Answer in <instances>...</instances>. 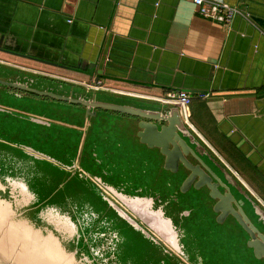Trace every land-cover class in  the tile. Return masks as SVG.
<instances>
[{
	"label": "crops",
	"instance_id": "crops-1",
	"mask_svg": "<svg viewBox=\"0 0 264 264\" xmlns=\"http://www.w3.org/2000/svg\"><path fill=\"white\" fill-rule=\"evenodd\" d=\"M213 1L250 18L209 21L192 0H0V55L145 109L187 91L193 133L264 208V0Z\"/></svg>",
	"mask_w": 264,
	"mask_h": 264
},
{
	"label": "rangeland",
	"instance_id": "rangeland-1",
	"mask_svg": "<svg viewBox=\"0 0 264 264\" xmlns=\"http://www.w3.org/2000/svg\"><path fill=\"white\" fill-rule=\"evenodd\" d=\"M21 68L24 70L20 65L0 60V79L7 80L21 74L34 79L33 86L37 89L53 88L60 95L86 91L84 87L71 83L59 85L60 81H54L59 79L49 78L34 69ZM6 92L0 86V109L11 107L19 111L23 119L17 118L18 121L9 123L4 119L7 114L0 112V136H5L3 138L8 139L12 147L4 149L8 155L4 157L2 153L1 158L6 160L5 169L13 172L18 169L14 174L0 176V197L14 206L11 207L17 212L12 218L14 222H24L39 234L37 245L49 235L61 242L66 255H60L61 259L54 260V263L264 264L262 260L254 259L240 226L242 230L233 221L221 223L215 218L213 201L208 198L207 189L181 191L186 173L182 170L178 173L166 171L159 151L141 144L136 118L104 111L88 118L90 121L85 124L82 116H76L77 109L67 103L55 100L49 103L35 95L10 99ZM95 94L97 99L107 102L129 104L140 109L152 107V104L148 106L143 101L111 92ZM32 116L50 123L39 124ZM82 125L86 130L83 134L75 128ZM205 144L218 159L215 154L219 156V153L214 147ZM22 159L26 160L23 163L26 173L17 168ZM21 184L26 186L27 193L22 191ZM109 186L115 188H111L112 192L117 189L119 194L125 189L124 197L135 199L128 194H138L135 191L141 190L138 192L144 196L156 197L157 193L166 201L154 204L160 200L156 198L149 211L169 212L167 215L174 221L172 229L177 234L179 250L165 237L141 224L139 219L141 227L154 240L133 230L114 214L104 199L112 200ZM116 191L112 197L118 200ZM163 192H166L165 197ZM118 201L125 213L134 215L120 199ZM3 207L0 205V209ZM37 217L42 221L36 220ZM58 221L62 222L59 227L56 225ZM96 228L101 231L95 233L93 242L88 239L90 253L86 249H77V241L83 232ZM17 247L21 248V245L17 244ZM0 253L4 258L7 256Z\"/></svg>",
	"mask_w": 264,
	"mask_h": 264
},
{
	"label": "water",
	"instance_id": "water-1",
	"mask_svg": "<svg viewBox=\"0 0 264 264\" xmlns=\"http://www.w3.org/2000/svg\"><path fill=\"white\" fill-rule=\"evenodd\" d=\"M92 68L94 67L91 66L89 69ZM0 86L11 89H18L20 91L31 93L42 98H49L51 100L59 101L61 103L81 106L86 109V119L90 117H95L97 111H111L114 113H119L122 115L136 118L138 120V131H137L138 138L140 139L141 144L147 146L149 149L159 150L160 155H162L165 158L163 160L164 169L171 173H178L179 167L181 165L190 173L188 176L186 175L185 178L183 179L182 181L183 183H181L182 184L181 191L182 192L189 191L191 190L192 187L195 190H200L206 187L210 191L209 193L210 198L214 201L215 200L217 201L213 209H214V213L218 214V221L222 223L227 217L232 216L237 221V223L242 227V229L249 235L250 239L248 241V247L253 249L255 258L258 260L261 259L264 260V234H262L258 230V228L251 222L249 217L244 212L243 210L244 202L243 201L238 202L234 198V196L231 193V187L237 189V191L243 197L251 201L252 207H254L255 213L258 217V221L262 226H264V208H262L250 196V194L241 185V183H239V181H237L235 177L224 166L221 165L219 160L213 156V154L207 149V147L198 140L197 136L192 131L193 128L191 127V125H188L186 122H184L180 110L177 106L163 103L166 106L158 110L145 109V108L140 109L129 104H118V103H112L97 99L96 94L94 92H97L99 90H91V91L86 90L83 93L84 95H81L79 97H73L71 95L70 96L60 95L51 90H40L28 86L27 84L23 85L17 82L13 83L2 79H0ZM32 117L36 119L34 121L39 124L50 123V121L47 120L44 121L42 118L38 119L39 117H34V116ZM0 143L4 144L8 148H12L10 144H6L3 142ZM2 149L3 150L0 151V159L7 157L8 155L5 154L7 152L4 151V148ZM2 153L4 157L1 158ZM31 153L32 151L30 152V155ZM202 155H206L208 157L210 166H212L215 170L218 169L219 171L222 172L223 179H221L216 174V172L201 159ZM190 156L193 159H195L198 163L193 164L188 159ZM23 163H26V160L22 159L20 162H18L17 168H19V171H22V173H26L27 171L26 169L23 168ZM6 166H7L6 160L2 159V162H0V176L3 175L4 173L9 175V174H14L18 171V169L14 172L13 170L5 169ZM111 188L114 187L109 186L108 190L110 191ZM220 188H223L226 192L222 193L220 191ZM137 191H141V190H137ZM0 199L7 201L3 199L2 196L0 197ZM104 199L107 201L109 206L113 208V209L111 208L112 212H114V214H116L119 218L121 217V219L124 220V222L129 227H131L133 230L140 231L139 233L142 235H148L149 237H151L152 240H154V238H152V235L141 227V224L143 223L146 226H148L150 229L156 231L154 226L152 225L153 222L152 219L146 220L144 216L141 215L138 211L131 209L129 205L126 206L128 207L127 209H129L134 214L133 216L141 221L140 224L137 220L129 216L127 213L123 212V210L114 201L108 198H104ZM140 199L142 200L144 198H140ZM147 200H150L153 205L154 199H147ZM120 201L122 202L121 199ZM11 206L13 209L14 206L12 204ZM35 208H37V206ZM40 212L38 214H40ZM15 214H17V212L13 210L12 218L14 217ZM161 214L162 216L164 215L162 211ZM36 220L42 221L39 217H37ZM168 221L170 222L173 228L172 221L170 219ZM105 228L106 231L109 230L107 226ZM99 231L101 230L97 228L94 229V231L93 230L90 231L85 230V232L82 231L83 236H81L77 241V249H80V251L86 249L90 253L88 246L90 242L88 241V239L90 238V240L93 242L95 233L99 234ZM50 234H53V232ZM158 234L160 235V233ZM7 263L14 264L13 261H11L6 257L4 258L0 253V264H7Z\"/></svg>",
	"mask_w": 264,
	"mask_h": 264
},
{
	"label": "bare ground",
	"instance_id": "bare-ground-1",
	"mask_svg": "<svg viewBox=\"0 0 264 264\" xmlns=\"http://www.w3.org/2000/svg\"><path fill=\"white\" fill-rule=\"evenodd\" d=\"M21 187L22 191L27 193L26 186L21 184ZM117 197L122 200L125 206L129 205L131 209L143 215L146 220L152 219L155 230L165 237V240L176 250H179L177 236L170 222L163 219L161 212L149 211L152 210L150 200L131 199L120 194ZM2 204L5 207L0 209V251L7 255L6 258L12 260L14 264H56L54 260H60L61 256L66 255L62 250L61 242L54 235L47 236V239L42 240L41 245H37L36 241L40 240L39 234L31 227L26 226L24 222H13L12 206L9 202L0 199V205ZM61 224V221L56 223L58 227ZM36 233L38 234L37 238ZM17 244L21 245V248H18ZM5 251H8V254Z\"/></svg>",
	"mask_w": 264,
	"mask_h": 264
},
{
	"label": "flooded vegetation",
	"instance_id": "flooded-vegetation-1",
	"mask_svg": "<svg viewBox=\"0 0 264 264\" xmlns=\"http://www.w3.org/2000/svg\"><path fill=\"white\" fill-rule=\"evenodd\" d=\"M7 81H10V82H13V83H19V84H27L28 86H31V87H34V88H36L35 86H33L34 84H35V80L34 79H32V78H29V77H27V76H21V74H16V75H13L11 78H9V79H7ZM54 81H60V82H58V84L59 85H61V84H64L65 83V81H63V80H54ZM5 90L7 91L6 92V94L8 95V96H11V97H13V99H15V98H18V99H24L26 96H30V95H34V94H31V93H27V92H24V91H20V90H18V89H11V88H5ZM40 90H51V91H54L55 93H58V91H56L55 89H53V88H45V89H40ZM58 94H60V93H58ZM62 95H67V96H73V97H79V96H81V95H84V94H79V93H76V92H73V93H71V92H69V93H67V94H62ZM36 96V95H35ZM10 99H12V98H10ZM46 100H48V102L50 103V101H51V99H49V98H45ZM53 101V100H52ZM70 106H72V107H74V108H77V109H79V114H81V116L83 117V118H85L86 117V109L85 108H83V107H81V106H78V105H72V104H69ZM2 109V108H1ZM4 109V110H3ZM2 110H0V112H5L8 116H13L14 118L13 119H17V118H22L23 117V115L19 112V111H16V110H13V108H3ZM5 113H3V114H5ZM18 113H20V114H18ZM23 119V118H22ZM18 120V119H17ZM78 127H80V126H77V127H75V128H77L79 131H80V129L78 128ZM3 137H5V136H3ZM2 136H0V142H3V143H6V144H9V141H8V139H6V138H3ZM193 148V147H192ZM159 151V150H158ZM162 156V155H161ZM163 157V156H162ZM165 158L163 157V160H164ZM193 164H197L198 162L195 160V159H193L191 156L188 158ZM201 159L207 164V165H209V159H208V157L206 156V155H202L201 156ZM210 166V165H209ZM215 172H216V174L221 178V179H223V175H222V172L221 171H219L218 169H214L212 166H210ZM183 171L184 173H186V175L188 176L190 173L183 167V166H181L180 165V167H179V172L180 171ZM191 189H193V187L191 188ZM205 189H207L206 187H205ZM110 191H112V190H110ZM109 191V192H110ZM115 190H113V192H114ZM207 196H208V198L211 200V201H213V204H212V211L214 212V205L216 204V200L214 201V200H212L211 198H210V195H209V193H210V191L207 189ZM220 191L222 192V193H225L226 191L223 189V188H220ZM117 192V191H116ZM123 192H126L125 191V189L124 190H122V192H121V194L120 195H122L123 196ZM118 194H119V191L117 192ZM135 193H138V194H128V196H130V197H134V198H137V199H140V198H143V197H148V199H150V197H152L151 199H154V202L156 201V198H159L160 200H157V202H155L154 204H156V203H166V201H163V200H161V198H160V196H157L156 195V197H153V196H144L142 193H139L138 191H135ZM231 193H232V195L234 196V198L239 202V201H243L244 202V206H243V210H244V212L246 213V215L249 217V219L251 220V222L258 228V230L262 233V234H264V226H262L261 224H260V222L258 221V217H257V215H256V213H255V209H254V207H252V203H251V201H249V200H247L245 197H243L238 191H237V189H235L234 187H231ZM112 192H110V194H109V196L112 198V200H114L115 201V203L116 204H120L119 203V198L117 197V199L118 200H116L115 198H113L112 197ZM132 199V198H131ZM173 202V201H172ZM158 206H161V205H158ZM163 206V208H164V205H162ZM236 208V207H235ZM157 209H159V208H157ZM154 211V210H153ZM160 211V209L159 210H157V211H155V212H159ZM165 211V214H164V216H166V218H168L167 220H171V217L169 216V215H167V213H169L168 211H166V210H164ZM164 213V212H163ZM129 216H131L132 218H134L135 220H137L131 213H129ZM121 218V217H120ZM215 218H217V220H218V214H216L215 213ZM138 221V220H137ZM172 221V223H174V221L173 220H171ZM227 222V221H233L238 227L240 226L238 223H237V221L232 217V216H229V217H227L223 222ZM222 222V223H223ZM241 227V226H240ZM239 227V228H240ZM177 228V227H176ZM242 228V227H241ZM240 228V229H241ZM242 230V229H241ZM245 232V231H244ZM243 232V233H244ZM246 233V232H245ZM244 233V235L245 236H247V241H249V239H250V237H249V235L246 233L245 234ZM177 241H179L178 239H177ZM246 241V242H247ZM251 249V248H250ZM251 252H252V255H253V257H254V259H256L255 258V255H254V251H253V249H251ZM182 255H184V254H182ZM256 260H258V259H256ZM263 262H264V260L263 259H261Z\"/></svg>",
	"mask_w": 264,
	"mask_h": 264
},
{
	"label": "built area",
	"instance_id": "built-area-1",
	"mask_svg": "<svg viewBox=\"0 0 264 264\" xmlns=\"http://www.w3.org/2000/svg\"><path fill=\"white\" fill-rule=\"evenodd\" d=\"M201 17L206 20L217 22L226 26H230L233 20L240 15L250 18V16L242 14L240 10L232 7L226 3L213 0H192ZM72 22L71 20L69 21ZM101 83L89 84L87 87L91 90H99ZM164 104L177 106L180 110L181 116L188 125L191 119L190 106L192 104V97L187 91H170L167 92L164 99L160 100Z\"/></svg>",
	"mask_w": 264,
	"mask_h": 264
},
{
	"label": "trees",
	"instance_id": "trees-1",
	"mask_svg": "<svg viewBox=\"0 0 264 264\" xmlns=\"http://www.w3.org/2000/svg\"><path fill=\"white\" fill-rule=\"evenodd\" d=\"M5 52V50H3V49H0V53H4ZM6 54H11V53H9V52H6ZM0 59L1 60H4V61H8V62H12L10 59H8V58H6V57H4V56H1L0 55ZM39 68V67H38ZM40 70V69H39ZM121 81V80H120ZM121 83H125L124 81H121ZM4 88H6V87H4ZM9 98H12L13 99V97H11V96H8ZM14 117L13 116H6L4 119H6L7 120V122H9V123H11V121H18V120H15V119H13ZM0 147L1 148H4V149H11V148H8L7 146H5L4 144H2V143H0ZM6 168V167H5ZM156 195H157V193H156ZM150 196H152V195H150ZM163 196L165 197L166 196V192H163Z\"/></svg>",
	"mask_w": 264,
	"mask_h": 264
}]
</instances>
